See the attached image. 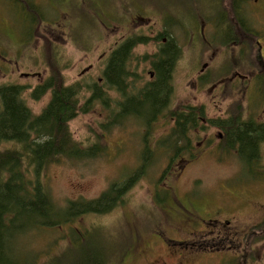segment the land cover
<instances>
[{
    "label": "rangeland",
    "instance_id": "374dc122",
    "mask_svg": "<svg viewBox=\"0 0 264 264\" xmlns=\"http://www.w3.org/2000/svg\"><path fill=\"white\" fill-rule=\"evenodd\" d=\"M23 1L0 0V87L20 86L24 105L33 116L47 106L50 92L39 99L32 95L52 77L53 71L64 86L78 85L79 106L85 107L91 87L108 62L113 37L153 38V44L146 40L135 47L126 61L128 77L124 68L123 78L128 97H136L151 81L150 57L163 44L164 37L172 38L183 52V59L173 70L169 105L166 111L153 114L156 120L146 124L143 117L131 113L113 122L124 98L115 87L108 89L103 82L98 94L107 100L104 104L101 101L90 104L86 113L79 112L69 122L68 130L73 141L84 147L100 142L104 155L81 162L62 159L49 164L37 176L60 208L69 202L93 201L112 185L122 184L133 176L143 164L141 155L147 146L151 158L145 162L146 169L123 193L121 202L107 214H90L78 222L31 233L23 242L24 248L48 264H68L82 259L85 252L99 254L106 258L107 264H264V142L260 160L247 165L235 151L224 150L223 140L218 142L223 132L211 124L227 120L225 110L233 111L237 106L243 120L264 123V70L256 63L259 46L264 50V0H246L241 10L245 29L254 34L248 40L240 39L241 52L220 45L218 20L207 21L209 9L213 16L218 12L226 14L229 23L228 0H84L88 5L77 11L75 6L66 7L62 0ZM120 9L129 14V21L122 18L126 22L121 24L115 20ZM67 13L73 14L67 23L80 42L63 35ZM135 13L145 20L137 19L134 23ZM162 14L165 18L160 21ZM196 15L206 19L205 38L214 44L219 36L215 60L206 78L213 77L212 70L216 67L219 71L214 75L226 72L231 77V69L236 66L232 65L233 59L227 65L226 59L240 54L243 63L237 72L257 80L255 84H246L242 94L236 89L231 92L228 88L221 94L220 89L211 91L195 86L200 64L209 63L211 56L200 52L203 60L197 64L199 54L194 55L181 29L185 25L186 32H191V38L195 39ZM107 17L109 29V24L104 25ZM178 30L182 39L175 36ZM165 31L169 34L160 36ZM226 43L231 44L229 40ZM90 65L92 70L83 73ZM192 105L205 107L196 136L191 134V150L193 146L197 152L190 162L181 163L179 156L187 157L188 151L177 157L173 148L159 142L168 140L174 127L170 112L181 107L184 113L189 108L186 106ZM107 121H111L110 126ZM203 140L205 145L200 149L197 143ZM6 149L19 146L1 143L0 150ZM165 172L168 175L163 178ZM31 174L30 171L29 178ZM69 224L78 228L76 236L71 234ZM61 253H65L64 259H59ZM237 256H244L245 260L230 261Z\"/></svg>",
    "mask_w": 264,
    "mask_h": 264
},
{
    "label": "trees",
    "instance_id": "16d2710c",
    "mask_svg": "<svg viewBox=\"0 0 264 264\" xmlns=\"http://www.w3.org/2000/svg\"><path fill=\"white\" fill-rule=\"evenodd\" d=\"M246 0H228L230 17L229 23L226 14L215 17L220 27L225 25L227 39L231 44H238V33L242 38L248 40L253 32L245 29V21L241 15V8ZM28 9V6L26 7ZM32 19V18H31ZM26 22H31L28 20ZM40 23V22H38ZM222 23V24H221ZM228 24V25H227ZM30 31V28L28 29ZM232 31L234 33H232ZM254 35V34H253ZM133 44L140 42L135 38ZM125 50L117 51L111 58L104 74L106 88L115 87L123 96L124 101L119 105L120 113L115 116L123 118L131 113L143 117L146 124L156 120L154 113L167 110L170 98V84L167 69L163 63L153 65L155 81L146 84L136 97L126 96V81L123 78L124 64L126 63ZM256 63L264 70V60L257 56ZM126 71V69H125ZM48 78L42 85L38 86L33 98L39 99L50 92V100L44 110L33 116L24 105L21 98L23 90L20 86L0 87V144L9 143L19 146V149L0 150V264H40L38 256L32 255L31 251L24 248L23 242L31 233L40 231L42 228L55 229L64 223L78 222L83 216L103 215L109 213L119 202L123 193L131 186L136 177L146 169L145 162L151 158V152L147 146L142 152L143 164L130 178L122 184L112 185L106 192L102 193L93 201L69 202L66 206L58 207L51 200L47 190L37 180L38 174L45 170L49 164L58 163L62 159L74 162L94 159L104 155V148L99 142L92 146L84 147L73 141L68 130V124L79 112H88L90 104L101 101L102 104L107 97L98 94L100 88L91 87V97L87 99L85 107L79 106V87L77 84L64 86L55 77ZM125 76L128 77L127 71ZM159 113V114H160ZM227 120H218L211 124L217 126L224 133L223 143L226 152H236L240 160L247 165H253L260 160V147L264 140V125H256L241 118L239 107L229 111ZM152 114V115H150ZM170 121L174 123L176 130H171L168 140L159 142L172 149H176L173 137L175 135L183 143L181 148L187 150L184 140L189 129L197 128L202 118V111L192 109L175 117V112H170ZM141 117H137L141 119ZM108 126L111 121H107ZM162 148V146H161ZM165 151L164 153H166ZM176 154V153H175ZM174 157V156H173ZM31 171L32 178H29ZM170 171V170H169ZM167 172L163 173V178ZM70 232L76 236L78 228L71 227ZM65 253L59 255L64 259ZM42 264H48V262ZM68 264H107L106 258H102L95 252H85L82 259H75Z\"/></svg>",
    "mask_w": 264,
    "mask_h": 264
},
{
    "label": "flooded vegetation",
    "instance_id": "af4514ba",
    "mask_svg": "<svg viewBox=\"0 0 264 264\" xmlns=\"http://www.w3.org/2000/svg\"><path fill=\"white\" fill-rule=\"evenodd\" d=\"M17 1L24 2L23 0H17ZM58 1H60V0H58ZM62 1H64L66 7H68V8H69V6H72V7L75 6L76 7V9H75L76 11L78 10V8H81V7L84 8V7H86L88 5V2H86L84 0L80 1L79 3L75 2L74 0H62ZM254 1L256 2V0H254ZM208 2H209V0H208ZM120 10H121L120 14L117 15L115 20L118 21L119 24L122 23L121 21H124V22L129 21L128 17H127V15H129V14H124V9H120ZM208 11H209V15H207L208 16L207 21H208V23L209 22H213L214 20H216V17L211 15L209 9H208ZM134 15H135V16H133L134 19L132 18L135 21L134 23H136L137 19H141V21L145 20L144 18H141L140 14H138V13H135ZM72 16H73V14L72 15L70 13L66 14V19H65V21L63 23V25H64L63 27L65 29L63 31V35H65V37H67L70 41H74V40H72V38H74L77 41H79V39L77 37L75 38V31H73L72 29L70 30L69 24L67 23V21L72 19ZM114 17H115V15H114ZM162 17L163 18H161L160 21H162L165 18L164 14H162ZM122 18L126 19V21L123 20ZM194 19H195V28L193 30V33H194L195 39L191 38V36H192L191 32H189V31L186 32L185 25H183L182 28H181L183 30V32L185 33L186 39L188 40V45L190 46V49L192 50V52H194V55L195 54L198 55L200 52H207V53H209L211 55L209 63H201V64H200V62H201L200 60H203V54H199L198 55L197 59H198L199 62L197 64H200V68H199V72L197 74H195V79H194L195 86L198 87L199 89H204V88L208 87V89H210L211 91H215V90L220 89L221 94L225 93L226 89H228V88H230L231 92H234V90L236 89L237 92H240V94H242L244 89H245V85L246 84H249V83L255 84L257 82L256 77H254V79H253V76H252L251 79H250L248 77L241 76L237 72V69L243 63V61H242L243 58H242V55H240V54L233 55V56L229 57L228 59H226L227 60V62H226L227 65H229V63H230L228 61L230 59H233V64L232 65L236 66V67H233L231 69V72H233L231 74V77H228L229 74H227L226 72L225 73H221L220 72V73L214 75V73L216 71H219V68L216 67V68H214L212 70L213 77L211 79H207L206 78V73L209 70V66H211V62H213L215 60L214 54L217 51L216 48L219 47V45H218L219 36L217 35L215 37V42L213 44L209 39L205 38V33H204L205 27H204V25H206V23H207L205 17L204 16L202 17L201 15H196L194 17ZM202 19L203 20L205 19V20L202 21ZM109 22H110V19L107 17L106 21L104 22V25L107 26L109 24L108 29L111 26V24ZM198 26H199V29H198ZM226 29H227V27L222 24L221 29L218 30V32L221 34L220 40L222 41L220 45L224 46L226 50H229V48H231V50H234L236 48V49H238V52L243 51L242 47H241V44H240V39L242 38V33L241 32L238 33V36H237L238 44L229 46L226 43V41L228 40L227 39V35H226ZM203 33H204V35H203ZM164 34H169V33L167 31H165V32L161 33L160 36H164ZM175 36L178 39L179 38L182 39L181 31L178 30L175 33ZM113 38H114V41L111 44V46H109L108 62L106 64L105 69L101 73V77L97 78V80L95 82V87H99L100 86L99 84H101L103 82L105 83L104 74H105V72L107 70V67L109 65V62H110L112 56L117 51H120V50L124 49L125 50V54H126V60L128 61L129 58L131 57V52H132V50L135 47H137L140 44L144 43L146 40L148 42H152V44H153V41H152L153 38L152 37H148V36L144 37V35L142 37H138V39H140V42H136L134 44L131 41H132V39H135V38H128V39L126 37H120L119 39H117L115 37H113ZM159 40L160 39H158L157 41H159ZM225 49H223L224 50L223 52H225L228 55V52H226ZM189 51L190 50L188 48V50H187L188 55L191 56V53H189ZM257 52H258L259 58L264 60V50L261 49L260 46H259V49L257 50ZM101 59L102 58H100V60ZM182 59H183V52L181 51V46H178L173 41L172 38L167 37V40H166V38L164 37L163 38V44L161 46H159L158 47V51H156L150 57V60H151L150 61L151 71L149 72V79L151 80L150 82L155 81V72H154V69H153V65L156 64L158 66V65H160V63H163L164 61H167V62L164 63L163 67H165L167 69L168 76H169V84L172 87L171 80H172L173 70L176 67V65L179 64V61H181ZM126 66H127V64L125 63L123 68H125ZM222 67H223V65H222ZM92 68L93 67L91 65L88 66L83 71V73L84 72H86V73L89 72L90 70H92ZM227 70H228V68H227ZM26 75L27 74H25V76ZM225 76H227V77H225ZM37 77H38V75H37ZM92 85H94V84H91V86ZM186 107H189V108L186 109L187 112H189L192 109H197L198 108L199 110H203L205 108L204 105H199V106L198 105H192V106H186ZM180 108L181 107H178L177 110L175 111V117H178V115H180L182 113ZM225 111L227 112V110H225ZM226 116H229V115L227 114ZM256 125H264V123L256 124ZM171 130H176V129L172 127ZM196 131H198V129H196V128L189 129L187 131V136H186V139L184 140V143H186V145H187V150L186 151H188V153H189L187 155V157L179 156L180 152L183 151L182 149H184V148H181L183 146V143L181 142V140L178 138L177 135H175L177 137L176 139H175V136L173 137V142H175V147L174 148L176 149L175 153H176L177 157L179 156V161L181 163H183V162L184 163H188V162L191 161L192 158H195L194 152H197V151H194V147L193 146H192V150H191V134L194 133V136H196V134H195ZM170 133L171 132H169L168 135H170ZM222 140H224V133L223 134L221 133V135L219 134L218 142H221ZM263 142H264V140L262 141V143ZM178 144H180V145L178 146ZM197 144L200 147V149H203V147L205 145V140H203V142L202 141L198 142ZM223 147L225 148V146H223ZM203 152H205V151H203ZM214 221L215 220H209L208 223L214 222ZM204 223L208 224L206 221H204ZM240 259L244 261L245 257L244 256H241V257L237 256V257H235V259H232L230 261L232 262L233 260H236L235 263H240V262H242ZM227 263H229V262H227Z\"/></svg>",
    "mask_w": 264,
    "mask_h": 264
},
{
    "label": "bare ground",
    "instance_id": "6f19581e",
    "mask_svg": "<svg viewBox=\"0 0 264 264\" xmlns=\"http://www.w3.org/2000/svg\"><path fill=\"white\" fill-rule=\"evenodd\" d=\"M31 20H34V21H36V19H31Z\"/></svg>",
    "mask_w": 264,
    "mask_h": 264
}]
</instances>
